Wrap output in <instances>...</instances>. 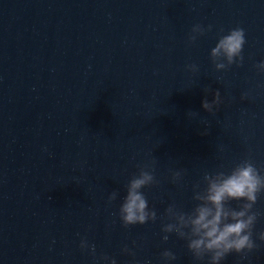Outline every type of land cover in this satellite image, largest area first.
<instances>
[{
  "label": "water",
  "instance_id": "obj_1",
  "mask_svg": "<svg viewBox=\"0 0 264 264\" xmlns=\"http://www.w3.org/2000/svg\"><path fill=\"white\" fill-rule=\"evenodd\" d=\"M194 24L211 30L189 44ZM237 26L243 61L216 71L209 52ZM261 60L264 0H0V264H94L82 237L117 264H163L165 249L170 264H206L175 234L161 240L160 217L173 202L190 211L205 172L247 157L264 169ZM205 88L220 92L215 115L201 107ZM151 159L159 183L142 191L157 220L125 228L115 213ZM254 210L255 239L264 194ZM256 243L221 264H264Z\"/></svg>",
  "mask_w": 264,
  "mask_h": 264
},
{
  "label": "clouds",
  "instance_id": "obj_2",
  "mask_svg": "<svg viewBox=\"0 0 264 264\" xmlns=\"http://www.w3.org/2000/svg\"><path fill=\"white\" fill-rule=\"evenodd\" d=\"M211 30V25L204 28L194 24L187 37L192 44L198 36ZM245 40V31L237 26L229 29L226 34L219 36L217 43L209 52V58L216 71L227 70L233 64L240 66L243 61L242 50ZM260 73H264V60L254 65ZM186 70L197 72L195 64L186 65ZM205 93L212 92V100L207 95L201 102V107L211 115L222 103L219 90L204 89ZM241 99H244L242 94ZM189 116L197 113L189 112ZM207 134V132H203ZM156 160L151 159L137 165L138 171L131 176L126 185L124 195L116 216L125 228L131 225H143L157 220V212L149 206L148 199L142 189L159 183L155 175ZM170 179L174 184H180L186 170H169ZM201 184L203 187H201ZM264 194V169L256 166L250 157L241 159L229 171L217 170L205 172L200 181L192 186L191 199L194 206L190 211H184L175 202L170 203L160 217L161 240L166 242L169 234H175L178 239L186 242V248L191 253L193 260L206 264H221L229 254L235 253L241 258L259 248L256 241L264 243V231L254 237V228L260 213L254 210L258 198ZM119 196L117 190L109 193V205ZM232 201L239 202L236 207ZM135 246V242H133ZM81 251H87L94 260L102 264H117L113 257L107 255L96 256V246L90 244L86 237L80 239ZM122 253L135 255L125 245ZM163 264H170L176 260V255L169 249L160 253Z\"/></svg>",
  "mask_w": 264,
  "mask_h": 264
}]
</instances>
